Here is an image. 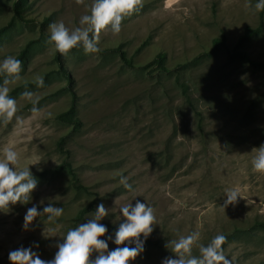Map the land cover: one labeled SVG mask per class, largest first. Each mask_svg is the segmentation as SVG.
<instances>
[{
    "label": "rangeland",
    "instance_id": "rangeland-1",
    "mask_svg": "<svg viewBox=\"0 0 264 264\" xmlns=\"http://www.w3.org/2000/svg\"><path fill=\"white\" fill-rule=\"evenodd\" d=\"M13 2L0 0V59L17 57L22 71L7 85L17 113L0 122V154L12 147L21 166L40 162L29 166L38 181L29 202L0 211V264L34 243L41 259L53 258L62 236L90 219L99 203L108 208L104 239L122 219L119 208L136 200L154 209L148 238L155 245L130 264H161L174 255L167 241L192 232L200 234L193 255L222 233L233 264H264V173L251 166L253 149L264 143V74L228 59L223 49L210 53L222 34L231 49L245 27L258 26L248 0H142L118 34L99 33L98 53L74 48L65 55L46 43L49 25L80 26L91 0H25L30 24L14 18ZM242 50L264 62V17L262 31ZM37 76L43 87L34 83ZM26 89L40 98L38 112L20 95ZM71 106L79 129L57 119ZM62 163L86 191L57 169ZM122 176L133 191L120 184ZM226 187L239 188L242 198L224 209ZM48 203L63 214L54 222L38 216L24 230L26 210ZM115 247L109 241L108 250Z\"/></svg>",
    "mask_w": 264,
    "mask_h": 264
},
{
    "label": "clouds",
    "instance_id": "clouds-1",
    "mask_svg": "<svg viewBox=\"0 0 264 264\" xmlns=\"http://www.w3.org/2000/svg\"><path fill=\"white\" fill-rule=\"evenodd\" d=\"M81 2V0H77ZM142 7V0H91L87 6V13L78 21V27L69 30L63 22H54L49 25V35L46 43L52 45L55 50L65 55L74 48H81L85 54L98 53L99 33L109 29L113 34L121 31L122 20ZM256 13L264 11V0H251L245 5ZM22 61L15 56H6L0 59V75H4L0 83V122L8 123L17 113V102L10 93L7 85L11 81L21 79ZM37 87L44 86V78L37 76L34 80ZM20 95L29 101L33 107L32 112H38L36 105L39 97L25 90ZM51 115V114H49ZM19 120V117H16ZM251 166L254 171L264 173V143L254 148ZM40 159L29 161L20 165L18 153L12 147H5L0 154V211H8L10 204H27L32 191L37 186V179L30 171V165H37ZM120 184L128 191H133V186L128 178L122 176ZM223 208L234 205L238 198H242L241 191L236 187L224 189ZM63 208L48 203L38 210L36 205L28 208L23 217L22 228L27 230L29 225L38 216H46L48 222H54L63 214ZM122 217L115 231L104 239L108 228L101 223L108 215V208L104 203L96 206L95 212L86 222L75 228H70L62 236L57 244L53 258L44 260L39 257L33 247H18L8 253L10 264H130L138 255L144 252V244L153 232L155 222L154 209L144 201L136 200L119 208ZM53 229H48V236ZM199 232L179 236L177 239L168 240L165 247L173 253L161 260V264H233V261L225 255L224 248L227 237L222 234L214 235L207 244L198 245V255H193V244L199 240ZM109 241L117 247L108 250ZM120 245H123L122 247ZM96 253L94 258L92 254Z\"/></svg>",
    "mask_w": 264,
    "mask_h": 264
},
{
    "label": "trees",
    "instance_id": "trees-1",
    "mask_svg": "<svg viewBox=\"0 0 264 264\" xmlns=\"http://www.w3.org/2000/svg\"><path fill=\"white\" fill-rule=\"evenodd\" d=\"M24 4H25V0H14V2L12 4L13 15H14V18H17L20 22L25 23V24H30L31 23V19L29 20V19L25 18V16L23 15V11L25 9V5ZM263 17H264V11L259 12V24H258V26L255 29H251L249 27H245L243 33L237 38L235 44L232 46L231 49L226 47V45H225V36L223 34L219 38H215L212 41V48H211V52L210 53L211 54H215L218 50L223 49L224 52H225V55H226V57L228 59H230V60H238V61H240L242 63L248 64L253 69L262 71V73L264 74V62L252 61L246 55V53L242 50V48L249 42V40L252 37L258 35L262 31ZM122 59L124 61H126L124 57H122ZM156 59L160 60V57L158 56V57H156ZM181 86H182L183 95L185 97H187L185 86L183 84ZM188 103H190V102L188 101ZM194 111H195V109H194ZM57 119L62 121V122H66L68 124H71L73 126L74 130L80 128L78 120L74 117V111H73L72 106L66 112H64L62 114H59L57 116ZM62 141L63 140L60 139L58 141V143H57V147L60 150H62V146H61ZM57 169L58 170H64L69 175V177L72 180V186L75 189L86 191L85 188H83L82 186H80L79 184L76 183V177L74 176V172L72 171V169L70 168V165L68 163H62L60 166H58ZM91 209H92V205L91 204L88 205L86 208H83L78 213L76 219L81 218L85 213H87L88 211H91ZM260 225H261V227L262 226L264 227V223L260 224ZM153 245H155V242H152L148 238L146 240L145 244H144V253L146 254L147 251H148V248L152 247ZM224 245L222 247H224Z\"/></svg>",
    "mask_w": 264,
    "mask_h": 264
}]
</instances>
